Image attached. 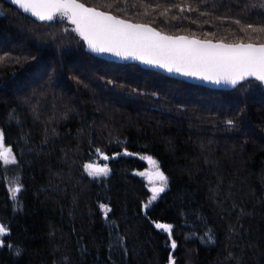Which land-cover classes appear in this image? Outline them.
Wrapping results in <instances>:
<instances>
[{
  "label": "trees",
  "instance_id": "1",
  "mask_svg": "<svg viewBox=\"0 0 264 264\" xmlns=\"http://www.w3.org/2000/svg\"><path fill=\"white\" fill-rule=\"evenodd\" d=\"M82 2L169 35L264 43L261 0ZM0 10V131L16 156L0 162V264H264L262 83L211 89L103 60L67 21ZM97 148L110 172L90 177ZM141 155L168 177L147 208Z\"/></svg>",
  "mask_w": 264,
  "mask_h": 264
},
{
  "label": "snow or ice",
  "instance_id": "2",
  "mask_svg": "<svg viewBox=\"0 0 264 264\" xmlns=\"http://www.w3.org/2000/svg\"><path fill=\"white\" fill-rule=\"evenodd\" d=\"M11 2L41 22H52L59 18V22L67 21L72 31L78 34L87 47L96 53H114L117 56L133 57L149 64L157 65L168 71L181 72L194 77H201L217 84L225 83L238 86L239 82H247L249 78L264 84V43H224L211 40H199L195 37L170 36L157 31L149 24L133 23L131 20L122 19L113 15L111 11H102L96 6H88L82 0H11ZM114 4H108L113 7ZM254 7L255 5H250ZM260 7L264 8V0ZM127 10V6L122 9ZM236 23H240L239 20ZM251 29L253 25L246 26ZM67 31V27L64 29ZM225 125L235 127L234 119H225ZM125 153L128 149L123 150ZM96 153L105 160L107 154L97 148ZM113 156L119 153H113ZM153 169H144L141 176H146L149 182L151 195L145 208L156 200L159 193L163 192L168 177L157 166L151 156H145ZM11 145L5 143L3 131H0V162L5 165L14 163ZM83 169L90 177L107 176L110 172L108 163L85 162ZM11 192L20 191L22 185L14 177L11 181ZM99 208L105 216L110 208L109 204L100 203ZM157 229L166 231L171 237L173 225L153 221ZM10 229L0 223V234L9 232ZM211 239V237H209ZM0 241V244H3ZM123 244V238L117 240ZM171 247H177V241L171 239ZM20 249L16 254L19 255ZM168 264H174V257L169 254Z\"/></svg>",
  "mask_w": 264,
  "mask_h": 264
},
{
  "label": "water",
  "instance_id": "3",
  "mask_svg": "<svg viewBox=\"0 0 264 264\" xmlns=\"http://www.w3.org/2000/svg\"><path fill=\"white\" fill-rule=\"evenodd\" d=\"M4 1L6 3H8V4H10V5H12V6H14L15 8L18 9V7L15 6L11 2V0H4ZM20 11L22 12V10H20ZM24 14H26L27 16H30L31 18L36 19L35 17H32L28 13H24ZM133 23H136V22H133ZM141 24H144V23H141ZM152 27L155 28L154 26H152ZM155 29L157 31L161 32L157 28H155ZM166 35H169V34H166ZM170 36H181V35H170ZM182 36H187V37H190L191 38V36H188V35H182ZM196 39H199V38H196ZM199 40H202V39H199ZM213 42H216V41H213ZM88 50H89L90 53H92L93 55H95V56H97V57H99V58H101L103 60L114 61V62H119V63L137 64V65L141 66L142 68L159 72L160 74H163V75H165L167 77H170V78H173V79H177V80H182V81H185V82H188V83H192V84H196V85H201V86H204V87H207V88H211V89L232 90V89H234V88L237 87V86L230 85V84H225V83H219V84H217V83H215L213 81L206 80V79H203L201 77H194V76H191V75H186V74L181 73V72L168 71L165 68L159 67L157 65L149 64V63H146V62H142L141 60L135 59L133 57H122V56H117L114 53H107V52H104V53H96V52L91 51L89 48H88ZM249 79H254V78H249ZM242 82H244V81H242ZM242 82H239V84H241ZM263 86H264V84H263ZM17 193L18 192H16V194Z\"/></svg>",
  "mask_w": 264,
  "mask_h": 264
},
{
  "label": "rangeland",
  "instance_id": "4",
  "mask_svg": "<svg viewBox=\"0 0 264 264\" xmlns=\"http://www.w3.org/2000/svg\"><path fill=\"white\" fill-rule=\"evenodd\" d=\"M2 14V12H1V10H0V15ZM145 156H147V155H141L140 157L142 158V159H144V157ZM105 160V159H104ZM108 160V159H107ZM107 160H105V162H103V163H107ZM146 162H147V168L146 169H149V170H152L153 169V165H151L146 159H144ZM98 163V162H97ZM103 163H101V164H103ZM157 166H158V164H157ZM143 170H141V171H134V174H136V175H138V176H140L142 179H144L147 183H148V185H149V182H148V180H147V177L146 176H141L140 175V172H142ZM13 185H12V183H11V181L9 182V184H8V190H9V192L11 193V194H13L12 192H11V187H12ZM168 186V181H167V185H166V187ZM160 194V193H159Z\"/></svg>",
  "mask_w": 264,
  "mask_h": 264
}]
</instances>
